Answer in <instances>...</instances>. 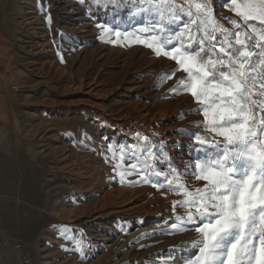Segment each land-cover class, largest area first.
<instances>
[{"label": "rangeland", "instance_id": "1", "mask_svg": "<svg viewBox=\"0 0 264 264\" xmlns=\"http://www.w3.org/2000/svg\"><path fill=\"white\" fill-rule=\"evenodd\" d=\"M208 4L216 24L241 23L223 0ZM188 9L0 0L1 264H193L203 237L180 202L206 183L192 175L204 155L194 134H213L165 53L170 38L180 47L173 13ZM137 162L140 175L123 171Z\"/></svg>", "mask_w": 264, "mask_h": 264}, {"label": "snow or ice", "instance_id": "2", "mask_svg": "<svg viewBox=\"0 0 264 264\" xmlns=\"http://www.w3.org/2000/svg\"><path fill=\"white\" fill-rule=\"evenodd\" d=\"M103 2L95 0L97 5ZM186 2L188 20L175 13L172 17L181 26L173 34L180 47L170 38L172 48L165 53L188 73L190 83L182 81L183 89L202 105L196 112L203 113L204 128L213 134H194L199 147L192 151L204 155L195 158L197 171L192 175L206 183L193 199L180 202L195 208V214L187 213L188 223L197 225L195 231L203 237L193 244L199 248L193 264H225V256L226 264H242V256L248 264H264V0H223L222 6L241 21L222 18L233 30L215 23L208 0ZM151 26L157 27L155 21ZM253 43L258 51L252 50ZM123 171L140 175L143 169L137 162Z\"/></svg>", "mask_w": 264, "mask_h": 264}, {"label": "bare ground", "instance_id": "3", "mask_svg": "<svg viewBox=\"0 0 264 264\" xmlns=\"http://www.w3.org/2000/svg\"><path fill=\"white\" fill-rule=\"evenodd\" d=\"M3 157V156H2ZM9 169V168H8ZM11 171V170H10ZM19 173H20V171H19ZM1 264V263H0Z\"/></svg>", "mask_w": 264, "mask_h": 264}]
</instances>
